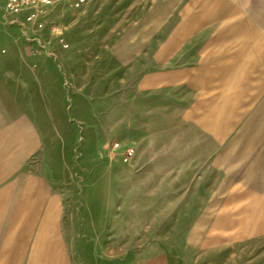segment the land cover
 Wrapping results in <instances>:
<instances>
[{
	"label": "rangeland",
	"instance_id": "obj_1",
	"mask_svg": "<svg viewBox=\"0 0 264 264\" xmlns=\"http://www.w3.org/2000/svg\"><path fill=\"white\" fill-rule=\"evenodd\" d=\"M7 1L46 264H264V0Z\"/></svg>",
	"mask_w": 264,
	"mask_h": 264
},
{
	"label": "crops",
	"instance_id": "obj_2",
	"mask_svg": "<svg viewBox=\"0 0 264 264\" xmlns=\"http://www.w3.org/2000/svg\"><path fill=\"white\" fill-rule=\"evenodd\" d=\"M14 106L0 90V264H46L45 141Z\"/></svg>",
	"mask_w": 264,
	"mask_h": 264
},
{
	"label": "built area",
	"instance_id": "obj_3",
	"mask_svg": "<svg viewBox=\"0 0 264 264\" xmlns=\"http://www.w3.org/2000/svg\"><path fill=\"white\" fill-rule=\"evenodd\" d=\"M14 0H8L7 1V6L9 7V8H13V2ZM52 1H58V0H36V2L37 3H49V2H52ZM73 1V3L75 4V5H79V4H81V3H83L84 2V0H72ZM24 2H27V0H24ZM16 10V9H15ZM34 16V14H30L29 16H28V19H31L32 17ZM131 152H132V149H130V148H128V149H126V154L127 155H130L131 154Z\"/></svg>",
	"mask_w": 264,
	"mask_h": 264
}]
</instances>
